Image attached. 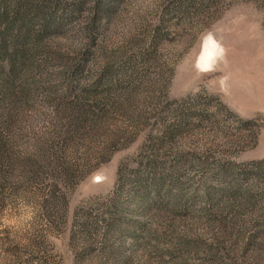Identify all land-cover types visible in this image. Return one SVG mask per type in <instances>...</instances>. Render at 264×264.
Masks as SVG:
<instances>
[{
    "label": "rangeland",
    "instance_id": "rangeland-1",
    "mask_svg": "<svg viewBox=\"0 0 264 264\" xmlns=\"http://www.w3.org/2000/svg\"><path fill=\"white\" fill-rule=\"evenodd\" d=\"M0 6V264H264V0Z\"/></svg>",
    "mask_w": 264,
    "mask_h": 264
},
{
    "label": "trees",
    "instance_id": "trees-1",
    "mask_svg": "<svg viewBox=\"0 0 264 264\" xmlns=\"http://www.w3.org/2000/svg\"><path fill=\"white\" fill-rule=\"evenodd\" d=\"M4 2H6V0H0V5L2 4V3H4ZM1 7V6H0ZM7 13H9V10H5V12H0V20H2V17H4V16H8V14ZM39 37H42L41 35H39Z\"/></svg>",
    "mask_w": 264,
    "mask_h": 264
}]
</instances>
